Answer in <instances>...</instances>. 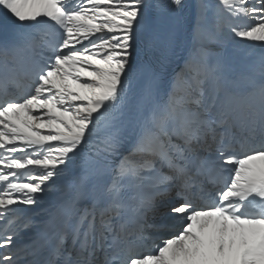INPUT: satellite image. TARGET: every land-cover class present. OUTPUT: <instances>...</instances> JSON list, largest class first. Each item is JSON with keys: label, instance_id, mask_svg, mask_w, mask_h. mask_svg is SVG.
Masks as SVG:
<instances>
[{"label": "snow or ice", "instance_id": "snow-or-ice-1", "mask_svg": "<svg viewBox=\"0 0 264 264\" xmlns=\"http://www.w3.org/2000/svg\"><path fill=\"white\" fill-rule=\"evenodd\" d=\"M184 7L0 0V264H264V52L237 72L224 51L264 48V0ZM69 163L50 235L18 245ZM158 204L178 226L150 241Z\"/></svg>", "mask_w": 264, "mask_h": 264}, {"label": "bare ground", "instance_id": "bare-ground-1", "mask_svg": "<svg viewBox=\"0 0 264 264\" xmlns=\"http://www.w3.org/2000/svg\"><path fill=\"white\" fill-rule=\"evenodd\" d=\"M185 7L180 12V15L182 17H185L188 21L189 25L192 21V19L195 17V3L196 0H184ZM225 40V47L224 51L228 56H235V57H244L249 59H258L262 52H264V48H262L259 44V42H250V41H244L240 40L238 38H234L231 36H228L227 34L224 37ZM146 52L141 51L136 55L137 60L143 58L144 54ZM183 64L182 59L175 60L170 66H169V75H171L173 72H179L181 70ZM72 163H69L68 168L65 169L64 174L57 177L53 180L52 184L55 186L56 190L53 191H47L49 193H54L56 191H59V188L64 185V183L67 181L68 177H70V165Z\"/></svg>", "mask_w": 264, "mask_h": 264}]
</instances>
